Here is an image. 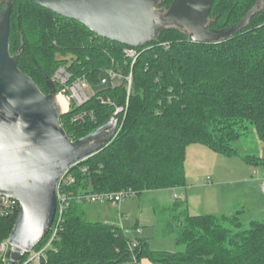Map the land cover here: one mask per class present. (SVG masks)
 <instances>
[{"label":"trees","instance_id":"1","mask_svg":"<svg viewBox=\"0 0 264 264\" xmlns=\"http://www.w3.org/2000/svg\"><path fill=\"white\" fill-rule=\"evenodd\" d=\"M257 1L214 0L207 27L235 25ZM172 2L156 0V6L166 11ZM7 5L9 53L18 56L21 72L43 94L50 92L49 81L57 93L61 86L53 76L64 66L71 73L69 82L80 78L90 89L87 101H70L59 117L68 137L76 140L110 118L117 120L115 135L98 152L68 168L74 180L64 190L71 198L57 239L39 264H137L142 259L162 264H264V222L253 219L245 224L242 210L191 214L184 199L157 202L168 213L160 235L184 246L167 251L151 249L146 238H131L120 226L88 221L85 201L76 199L121 189L140 196L183 187L186 148L201 144L219 154L238 155L232 142L247 123L264 144V0L245 24L219 42L193 41L182 28L167 26L142 47L101 37L81 22L29 0L0 1V16ZM127 48L135 49L134 60ZM102 71L121 77L94 90ZM241 156L247 164L264 165V156ZM18 210L0 217V243L8 238ZM26 256L15 264H23ZM0 264L6 263L0 259Z\"/></svg>","mask_w":264,"mask_h":264},{"label":"water","instance_id":"2","mask_svg":"<svg viewBox=\"0 0 264 264\" xmlns=\"http://www.w3.org/2000/svg\"><path fill=\"white\" fill-rule=\"evenodd\" d=\"M29 1L75 19L101 37L131 47L144 46L161 29L156 24L160 19L152 12L156 1L154 4L151 0ZM213 2L173 0L166 16L190 26L196 35L191 40L217 42L216 37L229 35L239 27L235 25L240 21L222 30L207 27ZM9 14L7 5L0 16L3 29L0 34V193L19 202L7 238L11 249L6 264H15L50 233L56 213V185L61 175L98 152L115 135L117 120L110 118L87 135L71 140L60 124L63 112L58 111L53 99L56 95L51 81L50 92L43 94L18 68V56L9 53ZM99 79L94 90L111 84L107 71H102Z\"/></svg>","mask_w":264,"mask_h":264},{"label":"rangeland","instance_id":"3","mask_svg":"<svg viewBox=\"0 0 264 264\" xmlns=\"http://www.w3.org/2000/svg\"><path fill=\"white\" fill-rule=\"evenodd\" d=\"M155 1L151 0L153 4ZM262 6L263 0H258L247 15L235 25V28L245 24L248 15ZM152 12L155 18L157 16L160 19L159 23L156 22L160 28L176 26L187 30L189 38L196 39L194 30L178 18L166 16V11L157 6L154 7ZM2 30L1 24L0 34ZM224 35L216 37L214 41H221L227 36ZM53 79L61 86L60 91L55 93V95H59L63 86L54 76ZM86 87L90 95V89H88V86ZM232 147L240 155L226 156L216 153L201 144H191L186 148L184 164L186 185L192 187L190 192L198 194L193 198L190 197L191 199L188 197V203L191 204V213L218 214L226 210L224 205L222 206L223 203L232 202L234 205L230 210H242L241 220L245 224L253 219L264 222V192L261 190V184L264 180V165L253 166L247 164L241 156H264V144L258 138L252 125L247 123L245 132L232 142ZM171 197H173V191L167 189L145 191L140 196L127 197L120 203V205H126V210L122 209L119 217L117 211L119 205L115 206L104 201H85L83 203L84 217L88 221H103L105 220L104 215L112 212L117 214L116 224L120 226V223H123L121 225L127 231L131 230L133 232L137 226L138 229H142L149 236V239L146 240L152 249L182 250L184 246L176 244L173 237H163L158 231L168 213L162 209V205H156V203H171V199H173ZM200 200L201 205L198 204ZM221 200H224V202H221ZM128 234L131 238H135V235L132 236L133 234H130V232Z\"/></svg>","mask_w":264,"mask_h":264},{"label":"built area","instance_id":"4","mask_svg":"<svg viewBox=\"0 0 264 264\" xmlns=\"http://www.w3.org/2000/svg\"><path fill=\"white\" fill-rule=\"evenodd\" d=\"M126 54L131 57L133 60L136 57V51L134 48L125 49ZM109 76L111 83L116 79L120 78L121 75L109 71ZM54 78L62 84L63 88L60 94H62L67 101V109L70 101H73L77 105H81L85 101L88 100L89 94L87 92V84L83 79L77 78L72 82H69L71 78V73L64 67H59L55 74ZM127 84L129 86L131 82V74L126 77ZM120 108L117 109V111ZM113 119V118H112ZM83 170V169H82ZM74 180L71 173L68 172V169L61 175L56 185V213L51 226V231L48 233L49 238L47 242L40 247L39 249H32L27 254L23 264L25 263H33L39 264L41 259L45 256V251L47 248L51 247V244L54 240L57 239L58 230L60 228V224L62 221V213L64 209L68 206L71 195L64 190V186L72 183ZM262 189L264 192V180L262 182ZM136 196V192L132 189H121L113 192H102V193H90V194H82L77 195L76 199L78 201L84 200L88 202H97L104 201L115 206L120 205V203L127 197ZM178 199H183V197H178ZM19 209V202L8 195L0 193V217L13 215L16 210ZM136 243L133 242L131 246H135ZM11 244L5 239L0 243V259L7 263L10 256Z\"/></svg>","mask_w":264,"mask_h":264},{"label":"crops","instance_id":"5","mask_svg":"<svg viewBox=\"0 0 264 264\" xmlns=\"http://www.w3.org/2000/svg\"><path fill=\"white\" fill-rule=\"evenodd\" d=\"M185 174H186V172H185ZM191 189H192V187L191 186H188V185H185V186H183V187H178V188H170V189H167V190H172L173 191V197H171V198H173V199H171V201H173L175 198L176 199H178V197H183V199L186 201V203H187V207H188V211L191 213V210H190V208H191V204H189L188 203V197L190 198H193V197H195V196H197L198 194H196L195 192H190L191 191ZM261 190L263 191V189H262V184H261ZM190 198V199H191ZM200 203H198V204H202L201 203V200L199 201ZM221 202H224V200H221ZM232 202H230V203H223L222 204V206L224 205V209H226L225 211H223V212H227V211H229L230 209H231V207L233 208V205H234V203H232ZM162 204H164V205H167V204H169V203H162ZM111 207V206H110ZM126 205L125 204H121V205H119V207H118V209H117V211H118V217H119V215L121 214V212H122V209H124V210H126ZM235 207V206H234ZM121 211V212H120ZM98 212V211H97ZM223 212H221V213H223ZM97 214H99V213H97ZM191 214H193V213H191ZM196 214H198V213H196ZM199 214H201V213H199ZM209 214H213V213H209ZM215 214V213H214ZM218 214H220V213H218ZM116 217H117V214H113L112 212L110 213V212H108L107 213V215H104V219L105 220H103V222H108V223H111V224H114V225H116V226H119V225H117L116 224V222L115 221H117L116 220ZM123 225V223H120V227H122L125 231H127L122 225ZM135 231H128V232H130V234H133L132 236H134L135 235V237H143V238H146V239H149V236H147L145 233H144V231L142 230V229H138V226L137 227H135V229H134ZM137 231V232H136ZM137 235V236H136ZM149 241V240H148ZM149 245V244H148ZM151 249H152V247H150ZM137 264H162V263H153V262H151V261H149V260H147V259H142V260H140Z\"/></svg>","mask_w":264,"mask_h":264},{"label":"bare ground","instance_id":"6","mask_svg":"<svg viewBox=\"0 0 264 264\" xmlns=\"http://www.w3.org/2000/svg\"><path fill=\"white\" fill-rule=\"evenodd\" d=\"M53 99L56 103L58 111L65 112V110H67V101L62 94L56 95Z\"/></svg>","mask_w":264,"mask_h":264}]
</instances>
